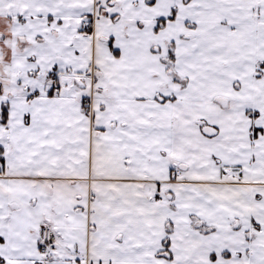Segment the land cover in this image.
<instances>
[{
  "label": "snow or ice",
  "instance_id": "6c2138e0",
  "mask_svg": "<svg viewBox=\"0 0 264 264\" xmlns=\"http://www.w3.org/2000/svg\"><path fill=\"white\" fill-rule=\"evenodd\" d=\"M0 264H264V0H0Z\"/></svg>",
  "mask_w": 264,
  "mask_h": 264
}]
</instances>
